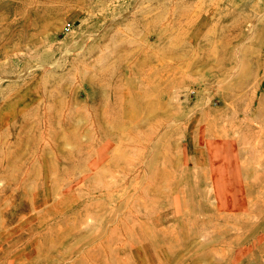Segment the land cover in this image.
I'll use <instances>...</instances> for the list:
<instances>
[{
  "label": "rangeland",
  "instance_id": "374dc122",
  "mask_svg": "<svg viewBox=\"0 0 264 264\" xmlns=\"http://www.w3.org/2000/svg\"><path fill=\"white\" fill-rule=\"evenodd\" d=\"M105 1L0 0V264H264V0Z\"/></svg>",
  "mask_w": 264,
  "mask_h": 264
},
{
  "label": "bare ground",
  "instance_id": "6f19581e",
  "mask_svg": "<svg viewBox=\"0 0 264 264\" xmlns=\"http://www.w3.org/2000/svg\"><path fill=\"white\" fill-rule=\"evenodd\" d=\"M105 1V0H104ZM137 1V0H136ZM160 2H161V5H160V8H159V11H158V13L156 12V10H155V12L157 13V14H159V16H161V15H164V13L166 12V5H167V2L169 1V2H173V3H171V4H174V6H175V9H176V14H178L180 17H182V16H184L183 14H184V12L185 11H187V9H189V7L191 6V8H192V4L194 3V4H196L199 0H159ZM77 2H78V0H77ZM106 2V1H105ZM111 2H113L112 0H111ZM110 2V3H111ZM152 2V1H151ZM157 2V1H156ZM104 3V2H103ZM146 3V2H145ZM148 3V2H147ZM105 4V3H104ZM139 4V3H138ZM237 4V2H235L234 0H233V5H232V7L233 6H235ZM141 6V5H140ZM136 7V6H135ZM167 7H168V5H167ZM138 8V7H137ZM142 8V7H141ZM140 8V11H142V9ZM151 8V7H150ZM196 9V8H195ZM82 10V9H81ZM174 10V9H173ZM192 10V9H191ZM198 10V9H197ZM136 11V10H135ZM146 11H148V12H141L142 14H145V13H149V10H147L146 9ZM175 11V10H174ZM131 12V11H130ZM169 12V11H168ZM190 12V11H189ZM193 12V11H192ZM129 13V12H128ZM136 14L137 13H139V12H135ZM180 13V14H179ZM191 13V12H190ZM189 13V14H190ZM140 14V13H139ZM139 14H137L138 16H139ZM142 14H140V16L142 15ZM168 14V13H167ZM167 14L165 15V16H167ZM189 14H185V15H189ZM172 15V14H171ZM136 16V15H135ZM143 16V15H142ZM165 16H164V18H165ZM178 16V17H179ZM193 16H194V13H193ZM173 17V16H172ZM191 17V16H190ZM132 18V17H131ZM131 18H130V20H131ZM160 19V18H159ZM163 19V18H162ZM162 19H160V20H162ZM4 18L2 17H0V21H1V24L0 25H2V27H3V25H5L6 23H4ZM27 20V25H28V22L30 21V20H28V19H26ZM114 21V20H113ZM136 21V20H135ZM158 21V20H157ZM25 22V21H24ZM137 22V21H136ZM110 24V23H109ZM256 24H257V21H256ZM26 25V26H27ZM107 25V24H106ZM113 25V24H112ZM151 25V24H150ZM252 25V24H251ZM6 27H4L5 28V30H8V31H14L13 29H14V23L12 24V23H7V25H5ZM41 26V25H40ZM44 26H45V24H44ZM109 25H107V26H105V27H108ZM145 27V26H144ZM43 28V27H42ZM48 28V27H47ZM252 28H254V24H253V27ZM40 29V28H39ZM103 30V29H102ZM109 30V29H108ZM98 32V31H97ZM100 32V31H99ZM98 34V33H97ZM89 35V34H88ZM91 35V34H90ZM94 36H96V34L94 35H92L91 36V38H93ZM90 38V39H91ZM85 46V45H84ZM48 50V49H47ZM46 50V52H48ZM83 50H84V48H82L81 49V52H83ZM68 51V50H67ZM86 51V50H85ZM53 52V51H52ZM80 51L79 52H77L78 54H80L81 53ZM130 52V51H129ZM63 53V52H62ZM43 54V53H42ZM46 54V53H45ZM48 55V54H47ZM42 56V55H41ZM50 56V55H49ZM53 55L51 54V57H52ZM68 56V55H67ZM45 58H46V55L44 56ZM189 57V56H188ZM54 58V57H53ZM59 59V58H58ZM41 60H42V57H41ZM46 60H47V58H46ZM48 60H50V58L48 59ZM54 60V59H53ZM64 60V59H63ZM67 60V59H66ZM42 61H44V60H42ZM58 62L59 61H56V62H54L51 66H55V65H57L58 64ZM51 66H49V65H45V64H40L39 66H38V68H39V70H41L42 72H43V74L45 73V72H49V70L52 68ZM27 71H29V70H27ZM26 71V72H27ZM15 78V77H14ZM13 78V79H14ZM17 78V77H16ZM15 78V79H16ZM20 78V77H19ZM35 78V77H34ZM37 79V78H36ZM36 79H32V83L33 82H36L37 80ZM2 80H4V79H0V100H1V98L3 99L4 97L2 96V93H1V83H2ZM19 81V80H18ZM6 82V81H5ZM37 83V82H36ZM13 91V90H12ZM3 101H4V105L0 108V111L1 110H4L5 109V107H7L8 109H10V105H9V103H8V100L6 101L5 99H3Z\"/></svg>",
  "mask_w": 264,
  "mask_h": 264
}]
</instances>
